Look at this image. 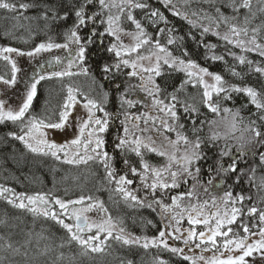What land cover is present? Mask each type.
Wrapping results in <instances>:
<instances>
[{
  "label": "snow or ice",
  "instance_id": "6c2138e0",
  "mask_svg": "<svg viewBox=\"0 0 264 264\" xmlns=\"http://www.w3.org/2000/svg\"><path fill=\"white\" fill-rule=\"evenodd\" d=\"M193 4L207 5V9H212V12L204 7L193 9ZM222 8L230 9L232 14H225ZM0 10L15 14V19L43 21L44 27L49 30H56L64 25L63 30L57 32V35H62L64 43H56L49 36L47 42L39 43L27 52L13 47H0V60L6 61L11 67L10 78L0 75V84L11 88L17 83L19 68L16 61L7 54L33 57L52 49H63L69 53L70 58L61 71H55L51 76L62 78L91 75L93 83L98 84L100 89L99 99L85 95L82 106L87 110V117L76 118L79 134L70 141L57 144L49 141L43 130H63L68 127L71 109L79 102L76 98L79 89L71 85L67 87V97L58 120L31 116L25 123L26 113L37 95V84L46 78L40 74L27 85L26 93L17 108L11 105L6 107L7 99H0V123H19L23 133L17 135L9 132L8 135L23 142L33 153L50 155L57 160L61 159L59 153H63V162L66 164L99 163L104 170V179L109 184H115L114 191L124 201L131 202L132 206L147 207L154 212L159 209L162 220L166 219L169 223L159 231L158 236L152 238L131 233L125 235V228L118 227L110 215L90 220L87 214L93 210L98 215L105 214L108 210L102 202L83 195L75 200L64 201L59 198L50 200L43 194L25 196L21 193L15 200L5 197L9 204L28 211L33 217L50 219L65 230L67 235L61 238L62 242L56 246L58 249L75 243L84 255L89 252L101 253L104 251L105 241L111 238L126 246L164 250L182 256L191 264H197V261H202L203 264H247L245 258L254 254L264 264V208L258 207L256 203L246 205L245 201H251L252 196H245L243 192L234 195L232 191L233 185L244 181L257 192H264V174L260 175L259 184L256 183L257 171L264 173V93H259L250 86L229 85L221 74L211 72L209 68L193 60L186 47L189 38L196 40L191 28H196L197 22H200L201 39L197 44L206 50V60H224L223 55L214 53L217 47L215 44L204 43L203 37L208 33L226 41L228 45L240 48L242 52H255L264 58V44L258 41L260 33L264 31V20L260 25L249 27L257 18V13L264 16V0H257L255 11L252 0H0ZM29 10H35L36 16H26L25 12ZM135 10L142 13L140 19L134 14ZM242 10L247 11L242 13ZM165 12L187 21L191 26L189 31L179 34ZM69 20L72 21L71 24H68ZM204 21H207V25ZM125 23L130 24L134 30L123 27ZM221 26L227 29L223 35L219 31ZM149 28L154 31L149 32ZM125 36L131 37V44L124 43ZM105 37L112 38L106 47ZM162 40L165 42L162 43ZM97 43L101 46L100 51L111 56V60L97 65L101 80L111 85L109 90H104V83L98 81L90 71L91 65L87 64L89 49ZM227 54L241 65L247 64L249 71L264 76V67L260 66L264 60H247L244 55L238 56L231 50H227ZM55 62L63 64L60 57H56ZM226 70L232 76L240 75L234 67ZM172 72L184 73L185 79L179 87L168 91V86L162 85L157 78L162 79ZM205 77H210L213 83L209 84ZM189 84L203 89L199 105L217 119H200L204 115L201 107L196 102L181 99L180 93ZM113 92L117 108L115 112H109L105 106ZM140 93L143 95H139ZM232 93L245 94L249 98V104L255 107L256 111L249 114L247 123L241 110L222 106L233 99ZM243 107L247 108L248 105ZM134 108L138 109L137 112L130 111ZM181 110L184 116L181 115ZM97 112L103 113V116L98 117ZM185 117L190 121V126L181 122ZM116 121H119V126L112 142L113 152L110 154L104 134ZM205 125L209 131L202 135ZM221 126L226 129L223 135L218 131ZM237 131L241 133L239 136L235 135ZM85 132L87 137L82 138ZM173 133L175 139L172 138ZM229 140L235 143L229 144ZM72 148L75 151H71ZM210 151L216 157L214 168L204 167L201 163L206 164L211 158L208 155ZM148 154L163 158L164 163L159 166L151 164L146 159ZM225 158L229 160L227 164ZM118 160L122 162L124 170L117 178L115 165ZM241 164L245 167H240ZM204 172L214 173L206 184L202 183ZM136 177L139 178L140 187L132 190L128 186L134 183ZM229 179L232 184L225 191L222 186ZM189 181L192 183L187 191L171 195L172 190L188 185ZM201 188L204 194L211 197V207L215 211H206L209 200L200 201ZM213 188L222 194L212 195ZM140 191L144 193L142 197L138 195ZM9 192L11 189L0 186V196ZM169 198L171 203H165V199ZM185 200L187 203H183ZM258 203L264 204V196ZM51 204L57 205L61 211L51 208ZM75 205L80 207H72L70 210V206ZM65 215L74 224L65 222L62 218ZM184 216H187L190 227L182 232L179 225ZM210 221H214V226ZM238 221L243 229L242 236L233 233L231 227ZM147 223L152 224V221L148 220ZM201 224L206 230L197 232L195 225ZM0 225L6 226L7 221L0 219ZM169 228L172 230L168 231ZM253 228L257 230L253 231ZM21 233L20 239L15 241L0 236V241H3L0 250L4 252L0 256V264H41L39 257L56 251L52 246L54 240L40 247L42 241L51 240L50 236L34 234L31 230L24 232L23 229ZM101 233L104 234L103 237ZM253 236H258L259 239L249 243ZM218 237L223 238L222 245L218 242ZM168 239L182 240L185 245L195 244L202 252L214 251L220 252V255L210 258L204 255L190 257L184 254L183 248L171 246ZM221 247L229 253L240 254L223 257ZM63 255L61 251L51 264H58L63 260ZM14 257L22 259L17 261ZM154 264H167V261L157 255Z\"/></svg>",
  "mask_w": 264,
  "mask_h": 264
},
{
  "label": "trees",
  "instance_id": "16d2710c",
  "mask_svg": "<svg viewBox=\"0 0 264 264\" xmlns=\"http://www.w3.org/2000/svg\"><path fill=\"white\" fill-rule=\"evenodd\" d=\"M24 2H31V0H24ZM162 7L160 5H155ZM253 11L256 10L257 0H252ZM204 7L207 9V5L193 4L192 8L196 9ZM183 10V9H181ZM212 12V9H207ZM222 11L227 15H231V10L222 8ZM247 10H242V13ZM35 10H29L25 12L28 17L36 16ZM134 14L138 19L142 17L140 10H135ZM168 16L171 24L175 25L179 34H185L189 31L191 26L187 21L182 20L179 17H173L170 13L165 12ZM214 14V13H213ZM13 13H8L4 10H0V47H13L22 51H30L36 45L42 42H47L48 37L52 36L53 41L56 43H64L62 35H57V32L62 31L64 25H61L59 29L49 30L44 27L43 21L15 19ZM195 19V18H193ZM242 19V15H241ZM264 20V16L257 13V18L253 20L249 27H255L261 24ZM71 20L68 24H71ZM207 25V21L203 22ZM200 22H197L196 28H191L192 33L195 35L196 40L189 38L187 40L186 47L188 48L191 58L195 60L199 65L209 68L211 72L221 74L223 79L228 82L229 85H237L240 87L250 86L255 88L259 93H264V76L254 71H249L247 64L241 65L238 60H235L232 56L227 54V50H231L236 55H244L247 60L262 61L264 58L259 57L255 52H242L240 49L233 45H228L226 41L220 39L211 33L206 34L203 37L204 43L215 44L217 47L214 49L216 55H223L224 60L213 61L211 59H205V49L202 46H198L197 41L201 39ZM227 30L221 26L220 33ZM87 31V30H85ZM149 32L154 30L149 28ZM251 35V33H249ZM258 41L264 44V31H262L258 37ZM164 43L165 41H161ZM104 46L106 47V41L104 40ZM100 45L97 43L89 49L87 64L91 65V73L94 74L98 81H101L100 73L97 65L103 63L105 60H111L110 55L107 52L100 51ZM179 55V52L175 53ZM264 67V63H261ZM234 67L239 76H232L227 68ZM91 76V75H90ZM92 77V76H91ZM78 79L86 80L88 77H77ZM158 82L162 85L168 86V91H172L174 88L179 87L181 81L185 79L182 72H172L170 75H166L164 78H157ZM60 82V84H58ZM64 82V81H63ZM62 80L56 81L55 79L42 80L37 86V95L33 99L31 105V113L40 115L45 112L53 110L51 105L55 106L56 95L62 96V90L65 88ZM104 83V90H109L111 85L107 82ZM99 91H96V95H99ZM59 93V94H58ZM202 94L200 88L193 87L192 84L187 85L180 93L181 99H188L196 102L201 107L200 119H212V113L208 112L206 108L199 105L200 95ZM97 95V98H100ZM233 99L223 103V107H228L233 110H241V114L246 118L250 113L256 111L255 107L249 104V98L243 93H232ZM60 98H57L56 101ZM115 93L110 94L109 103L105 106L109 112H115ZM247 104L248 107L243 106ZM41 115V116H42ZM181 115L184 116L182 110ZM181 122L188 123L186 117ZM118 121L115 125H112L108 132L105 134L107 142L108 152L112 153L113 147V133L118 126ZM13 124L1 123L0 124V186L11 189L13 194H44L49 195L52 198H63L70 200L72 198H79L80 196H91L94 200L102 201L104 207L108 210L110 216L115 220L120 227L125 228V232L131 233L139 237H148L155 235L162 230V222L160 218V210L155 212L147 207L132 206L121 199H119L112 191L109 183L104 179V172L100 169H96L95 165H70L61 162H56L43 155H36L26 151L21 143L8 135L11 132ZM208 126L205 125L202 135L207 134ZM15 131V128H14ZM211 157L206 164L201 162L204 167H215L214 161L216 159L214 153L210 151L208 153ZM133 159H136L134 156ZM146 159L153 164L159 165L163 163V158L156 156L155 154H148ZM119 161V160H118ZM229 162L228 158H225V163ZM251 163V160L249 161ZM118 165H123L122 162H118ZM240 167H245L241 164ZM260 173L257 171L256 183L260 182ZM214 173H203V179L207 182V179ZM246 179V178H245ZM232 184V180L229 179L225 187V191L228 190V185ZM78 192H72L74 189ZM185 187L172 190L171 195L179 194L178 192L184 191ZM233 194L243 192L245 196L251 195L252 200L248 206L256 203L258 207L264 208V204H259L258 201L264 196V192H257L255 188H250L248 184L241 181L239 185H233ZM6 197V196H5ZM4 196H0V219L6 220L7 225H0V236L13 241L20 239L22 235L21 229L24 232L31 230L34 234L43 233L51 237L49 241H42L40 247L42 248L44 243H52L53 248H56L67 234L59 225L54 221L41 217H33L31 213L24 209L14 207L7 202ZM14 199V198H12ZM171 203L170 198L167 199ZM151 220L152 224H148L147 221ZM35 239V237H34ZM3 241H0L2 244ZM34 249L32 250L34 254ZM63 252V260L58 264H154V258L159 255L167 264H189L181 256L173 255L170 252L164 250H158L155 248L144 249L138 246H126L116 241H106L104 251L101 253H91L84 255L82 250L75 243L71 245H65L63 249L56 248V251L48 254L45 257H39L41 264H51L52 260L60 252ZM4 255V252L0 250V256ZM13 259L20 261L22 257H14Z\"/></svg>",
  "mask_w": 264,
  "mask_h": 264
},
{
  "label": "rangeland",
  "instance_id": "374dc122",
  "mask_svg": "<svg viewBox=\"0 0 264 264\" xmlns=\"http://www.w3.org/2000/svg\"><path fill=\"white\" fill-rule=\"evenodd\" d=\"M123 27H125L128 30H134L132 28V26L130 24H128V23L123 24ZM226 31L227 30L221 32V35H223L224 32H226ZM241 38L242 39H247L246 37H241ZM111 39H112L111 37H105L104 40L106 41V46H107L108 42ZM123 40H124L125 44H131L132 43L131 37L125 36V37H123ZM7 47H9V46H7ZM238 49H240V48H238ZM25 52H27V51L25 50ZM7 55H10L12 57V59L16 61L17 67L19 68V71L17 72V83L14 86L9 88L6 85L0 84V99H7L8 103L6 104V107L11 105L12 107L17 108L18 105L22 102V97L26 93L27 85L30 84L31 82H33L35 79H37L40 74H43L46 77L44 80H49V79H55L56 81L62 80L61 84L64 83V85H62V86H64L65 88L61 92L62 96L60 97L59 95H56L55 97H53V98H56V99L60 98L59 101L58 100L56 101V99H55V106L51 105L53 110L47 112V109H46L45 112L43 113V115L42 114L36 115V114H32L30 112L31 111V107H30L29 112L26 113V116H25V123L27 121V118L31 117V116H36L37 118H41V119H45V120H48V119H51L53 121L58 120L59 112L62 110V106H63V104H64V102L66 100V97H67V87L69 85H71L73 88H78L79 89V92L77 93V96H76L77 101H79V102L76 103L73 106V108L71 109V115L69 116V120H68V127H66L63 130H49V129H44L43 130V131H45L47 133L46 138L49 141H55L57 144H63L65 142H67V141H70V140L74 139L79 134L78 131H77L76 118L77 117H81V118H86L87 117V110L84 109L83 106H82L83 103L85 102V95L88 96L89 98L99 99V98H97L98 94L96 95V91L100 90L99 87H98V84H94L93 83V80H92L91 76H87L89 79H86V80H82V79H78L77 80L76 79L77 77H85V76H82V75L81 76H74V77H62V78L51 76V73H53L55 71H61L63 66L66 65L67 59L70 58L69 57V53L66 50H63V49H52L49 52H41L38 55H35L33 57H28V56L19 57L15 53H9ZM56 57H60L61 60L63 61V64L58 65L55 62V58ZM110 59H111V56H110ZM41 66H43V67H41ZM73 71H76V69H73ZM0 75L5 76V78H10V76H11V67L4 60H0ZM50 76H51V78H48ZM184 76H185V74H184ZM205 79H206V81L209 84L213 83V81L211 80L210 77H205ZM58 84H60V82ZM200 90H201V92H203L202 88H200ZM139 95L142 96L143 93H140ZM115 106L117 107L116 101H115ZM137 110L138 109L134 108V109H131L130 111L137 112ZM140 110H143V109L141 108ZM153 114H156V113H153ZM96 115L98 117H102L103 113L97 112ZM212 116H213L212 119H217V117H215L214 115H212ZM121 119H123V116H121ZM4 123L13 124V126H12V128L10 130L11 132L16 133L17 135L23 134L21 132V130H20L21 129V125L19 123L14 124V123H12L10 121L4 122ZM117 125L119 126V121H118ZM110 127H112V126H110ZM117 127H116L115 132L113 133L114 135L116 134ZM240 127L242 128L243 125H241ZM14 128H15V131H14ZM208 131H209V128H208L207 132ZM218 131H220L221 134L223 135L224 132L226 131V129L223 126H221L218 129ZM240 134H241L240 131H237L235 133L236 136H239ZM114 135H113V138H114ZM171 135H172V138L175 139V134L173 133ZM86 137H87V132L84 133V137H82V138H86ZM12 138H14V137H12ZM113 138H112V141H113ZM19 142L21 143V145L23 146V148L26 151H28V152H30L32 154L42 155V154L31 152L29 149H27L25 147L23 142H21V141H19ZM228 142H229V144H234L235 143V141H233V140H229ZM71 151H75V148H72ZM107 151H108V149H107ZM233 151H235L234 148H233ZM112 152H113V147H112ZM81 154H83V149L82 148H81ZM59 155L61 157L60 160H57L54 157H51L50 155L45 156V157H47V158H49L51 160H54L56 162L64 163L63 162V159H64L63 158V153H59ZM118 162L119 161H117V163L115 165V167L117 168V178H118V176L120 174H123V170H124V166L123 165L122 166L118 165ZM163 163H164V159H163ZM80 165H84V164H80ZM80 165H75V166H80ZM87 165H95L96 169H100V171L104 172L102 166L99 163H97V162H89ZM159 165H161V164H159ZM159 165H156V166H159ZM129 178L130 179L133 178L131 176V174H129ZM205 181H206L205 179H202V183L206 184ZM191 183L192 182L189 181L188 185L182 186V189L185 187V190L181 191V192L187 191V189L189 187H191ZM109 185H110L113 193L119 199L124 201L123 198L121 197V195L114 191V189L116 187L115 184L113 183V184H109ZM223 186H222V188L224 190L225 187H223ZM128 187L130 189H132V190H135V189L139 188L140 187L139 178L136 177L134 179V183L132 185H129ZM175 190H177V189H175ZM199 191H200V201L201 202L203 200H205V199L209 200V207L206 209V211H208V212L215 211V209L211 207V197L209 195H207V194H204L202 188L199 189ZM72 192H78V190L75 188ZM181 192H178V193H181ZM211 193H212V195L222 194V193L218 192V190L215 189V188L211 189ZM34 195H37V194H34ZM34 195H31V196H34ZM138 195H140L142 197L144 195L143 191H140L138 193ZM5 196L7 198H9V199L14 198L13 200H15V198H16V196H18V194H13L12 192H9V193H6ZM25 196H30V195L26 194ZM46 196L49 197V195H46ZM49 199L52 200L54 198L49 197ZM59 199L64 200V201H68V200L63 199V198H59ZM75 199H78V198H72L70 200H75ZM166 200L167 199H165V203H169ZM16 202L18 203L19 201H16ZM24 202L27 204L26 200ZM124 202H126V201H124ZM193 202L195 203L196 201H193ZM249 202H251V201L246 200L245 204L249 205L250 204ZM85 203H88V201H85ZM126 203L131 204V202H126ZM183 203H187V200H185ZM50 206H51V208H53L57 212L61 211L59 209V207L57 205H55V204H51ZM72 207H80V206L79 205L70 206V210H71ZM87 215L89 216L90 220H99L102 217L106 218V216H108L110 214L107 211V213H105V214L98 215L97 212L95 210H93V212H90ZM62 218L65 219V222L74 224V221L72 219H70L68 215L63 216ZM160 218H161V214H160ZM187 221H188L187 216H184L181 219L179 227L181 228L182 232H184V230H186V229H188L190 227V225L188 224ZM114 222H116V221L114 220ZM161 222H162V226H163L162 229H164L165 225H167L169 223L168 220H166V219L162 220V218H161ZM210 223H212L213 226H214V221H210ZM117 225H118V223H117ZM173 226H175L174 222H173ZM118 227H120V226L118 225ZM231 227L233 229V233H239L241 236L244 235L243 229L239 226V221L236 224L232 225ZM195 228H196L197 232L206 230L205 226L202 225V224L201 225H195ZM171 230H172L171 228L168 229V231H171ZM252 230L256 231L257 229L253 228ZM158 233H156L155 235H152V236H148V238H152V237L158 236ZM127 234H129V233L125 232V235H127ZM103 235L104 234L101 233V237H103ZM217 239H218V242L222 245L223 238L222 237H218ZM256 239H259V237L258 236H253V237L250 238V240L248 242L251 243L252 241H254ZM110 241H113V240L110 238L108 240V242H110ZM105 243H106V241H105ZM168 243L171 246L183 248L184 249V254L187 255V256H190V257L191 256L204 255L205 257H209L210 258L213 255H220V252H214V251L202 252L201 249H198V248L195 247V244H191L190 243V245H185L182 240L168 239ZM202 247H203V245H202ZM189 249H191V250H189ZM220 251L223 252V257H226V256H228L230 254L231 255H239L240 254L239 252L229 253L227 251H224L222 247H221ZM181 258L183 259L182 256H181ZM245 259L247 261V264H262V262L260 260V257L258 255H256V254H254L252 257H246ZM187 262L189 264H191L190 261H187ZM197 264H203V262L202 261H197Z\"/></svg>",
  "mask_w": 264,
  "mask_h": 264
},
{
  "label": "flooded vegetation",
  "instance_id": "af4514ba",
  "mask_svg": "<svg viewBox=\"0 0 264 264\" xmlns=\"http://www.w3.org/2000/svg\"><path fill=\"white\" fill-rule=\"evenodd\" d=\"M37 86H38V84H37Z\"/></svg>",
  "mask_w": 264,
  "mask_h": 264
}]
</instances>
